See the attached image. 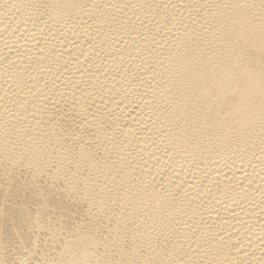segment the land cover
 <instances>
[{"label":"bare ground","instance_id":"bare-ground-1","mask_svg":"<svg viewBox=\"0 0 264 264\" xmlns=\"http://www.w3.org/2000/svg\"><path fill=\"white\" fill-rule=\"evenodd\" d=\"M0 264H264V0H0Z\"/></svg>","mask_w":264,"mask_h":264}]
</instances>
